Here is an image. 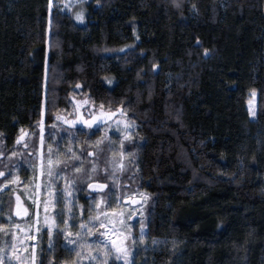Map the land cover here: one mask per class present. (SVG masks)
<instances>
[{
	"label": "trees",
	"instance_id": "1",
	"mask_svg": "<svg viewBox=\"0 0 264 264\" xmlns=\"http://www.w3.org/2000/svg\"><path fill=\"white\" fill-rule=\"evenodd\" d=\"M61 1L0 0V188L9 169L18 181L0 192V248L42 140L54 156L43 180L76 203L56 204V227L77 244L42 229L34 264H90L85 248L102 246L94 210L111 206L131 225L132 264H264V0H91L83 25ZM78 107L113 121L63 125Z\"/></svg>",
	"mask_w": 264,
	"mask_h": 264
},
{
	"label": "rangeland",
	"instance_id": "2",
	"mask_svg": "<svg viewBox=\"0 0 264 264\" xmlns=\"http://www.w3.org/2000/svg\"><path fill=\"white\" fill-rule=\"evenodd\" d=\"M91 0H62L61 1V11L63 13L69 14L73 21L77 25L85 24V10L82 7L78 6L80 4H88ZM53 0H50V6L52 5ZM82 13L83 19L78 20L77 14ZM256 95L253 94L251 100L249 101L247 108L249 110L251 120L256 118ZM77 106V105H76ZM100 112V111H99ZM114 115H109L105 113H96L91 115L87 110H81L79 107L72 112L70 118H64L61 120V123L69 128L73 127H88V123H92V127L102 126L105 123H110L113 121ZM120 122V121H119ZM112 124L109 125V128ZM116 125V124H115ZM128 133L125 137H127ZM43 142L40 141V147L38 151V164L36 170V180L32 189L27 192H23L22 195L24 198H21L19 195L15 197L17 210L20 211V215L16 216V218L20 221L13 227V240L10 247L0 248V257H5L4 264H34L35 259V244H36V236L37 233L44 229L45 225V212H44V201H49L48 205V221L49 225L52 224L53 217L55 216V209L52 207L53 203V195L57 193L54 189V185L51 180H43V177L46 175L49 167L51 165L48 162V156H44V151L42 150ZM59 156L65 153L64 150H57ZM53 157L51 153V160L53 163ZM43 165V168L41 167ZM121 166V165H120ZM118 165V168H120ZM45 173V175H41V171ZM47 178H49L46 175ZM1 178V177H0ZM8 183V182H6ZM14 183H8V187H1L3 191L8 190ZM64 191V200L61 204V208L64 211L72 210L75 206V200L73 199V194L71 188L68 187L66 189H62ZM92 190H98L97 187H92ZM1 192V191H0ZM71 193L69 195L68 193ZM19 197V201L17 200ZM27 201L28 204L32 207L33 213L32 218L29 219V211L24 204L23 201ZM141 203V199L137 198L129 202V204L133 207H137ZM24 209H27V213L24 212ZM16 210V211H17ZM94 217L99 216L100 222H103L104 227L102 228L101 233H105V235L100 236V241L102 242V246L107 245L108 249L111 250V241L116 240L119 245L121 240H123V236H118V233L123 232V235L128 236L127 230L121 225L120 221H124L125 223V214L123 210H118L114 206H111L110 209H106L102 213L98 212V209L95 208ZM70 217V215H69ZM95 219V218H94ZM97 220V219H95ZM126 224V223H125ZM56 226V225H55ZM115 227L117 229V233L112 232V228ZM128 240V239H127ZM126 240V241H127ZM125 241V243H126ZM34 246V248H33ZM126 246V244H125ZM95 248H92L93 254H95ZM90 251L89 248H85L86 254ZM114 252V250H113ZM8 256L13 257L10 261L7 259ZM85 259V258H84ZM130 259V257H129ZM84 261H88L87 257Z\"/></svg>",
	"mask_w": 264,
	"mask_h": 264
},
{
	"label": "snow or ice",
	"instance_id": "3",
	"mask_svg": "<svg viewBox=\"0 0 264 264\" xmlns=\"http://www.w3.org/2000/svg\"><path fill=\"white\" fill-rule=\"evenodd\" d=\"M178 6V5H177ZM77 19L78 20H82L83 19V15L82 13H78L77 14ZM121 51H123V49H121ZM205 55H207V52L205 53ZM77 87H79V85H77ZM254 94V93H253ZM84 103H88V101H84ZM101 108H103V105L100 106ZM59 119V117H57ZM93 125L92 123H88V127L91 128ZM27 135V133H24L23 130L21 132L20 137L17 139L16 143L20 144L24 141L25 136ZM130 137H126V139H129ZM49 152V156H48V162L51 165L52 164V160H51V148L48 149ZM69 152H71V149H69ZM74 160H79L78 156L73 157ZM61 162L57 161L56 165L57 167H59V164ZM41 167L43 168V165H41ZM122 168V166H121ZM77 172L81 171V169L79 167H76L75 169ZM60 171H63V169H60ZM8 175H9V180L8 183H16L18 181L16 180H12L11 179V169H9L8 171ZM41 175H45V173L43 172V170L41 171ZM46 175L48 177H52L54 175L53 169L51 167H49ZM55 175H59V172H56ZM5 176V172L4 171H0V177H4ZM8 183L4 184V187H8ZM88 187H93V185L89 184ZM106 187V185H98L97 188L98 190H103V188ZM0 191H3V188H0ZM64 191L65 190H59L57 193L52 194L53 195V203H52V207L53 209H55V205L56 204H62L63 200H64ZM69 195H71V193H68ZM95 199V198H93ZM17 200L19 201V197H17ZM48 205H49V201L45 200L44 201V212H45V225H44V231L46 235H49L50 237L55 234L57 237L59 236H64L66 239V242L68 245H75L77 244L76 240L71 239L70 237L73 235L71 232H66V229L64 228H59L56 227V217H59V223L63 224L64 220H63V215H62V211H56L55 216L53 217V221L52 224L49 225L47 223L48 221ZM97 207H99L100 205L97 204ZM69 211H71L69 209ZM24 212L27 213V209H24ZM17 216L20 215V211L17 210L15 213ZM95 219L99 220V216L95 217ZM128 219H132V216L129 215ZM121 225L127 230V232L130 234L131 232V225H126L124 223V221H120ZM101 227H104L103 222H101ZM80 228H87L86 224H81ZM0 231H4L5 233H7V229L4 228H0ZM112 232L113 233H117V229L115 227L112 228ZM75 235L77 237H79V233H75ZM88 235H96V233L92 232L91 229H89L88 231ZM100 236L105 235V233H99ZM118 236H123V240H121L120 244H117L116 240H112L111 243V250L108 249L107 245H104L103 247L97 246L95 248V254H93V251H91L92 249V245H87V247L90 249V251L87 253V259L89 260L90 264H92V262H94V264H108L109 260H113L115 261H121L122 264H132L131 260L129 259V257L132 255L129 251L128 248L125 246V241L128 239V236L123 235V232L118 233ZM136 241L134 240L133 243H135ZM140 242L143 243V225H141V237H140ZM52 245L51 243L49 244V248H51ZM80 247H84L83 245H80ZM34 248V246H33ZM114 250V252H113ZM72 251H75V249H72ZM76 256L80 259H82V257L84 256V253L82 252H76ZM13 257L8 256L7 259L10 261ZM5 261V257H0V264H4Z\"/></svg>",
	"mask_w": 264,
	"mask_h": 264
}]
</instances>
